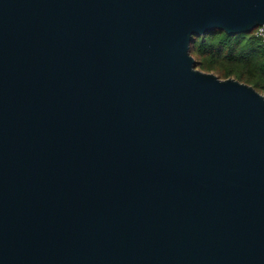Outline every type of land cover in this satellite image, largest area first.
<instances>
[{
    "label": "water",
    "instance_id": "1",
    "mask_svg": "<svg viewBox=\"0 0 264 264\" xmlns=\"http://www.w3.org/2000/svg\"><path fill=\"white\" fill-rule=\"evenodd\" d=\"M264 0H0V264H264V97L196 68Z\"/></svg>",
    "mask_w": 264,
    "mask_h": 264
},
{
    "label": "trees",
    "instance_id": "2",
    "mask_svg": "<svg viewBox=\"0 0 264 264\" xmlns=\"http://www.w3.org/2000/svg\"><path fill=\"white\" fill-rule=\"evenodd\" d=\"M254 32L231 36L216 31L193 36L190 52L196 68L220 80L240 81L264 97V44Z\"/></svg>",
    "mask_w": 264,
    "mask_h": 264
},
{
    "label": "built area",
    "instance_id": "3",
    "mask_svg": "<svg viewBox=\"0 0 264 264\" xmlns=\"http://www.w3.org/2000/svg\"><path fill=\"white\" fill-rule=\"evenodd\" d=\"M254 31L255 36L261 39L262 43L264 44V24L255 28Z\"/></svg>",
    "mask_w": 264,
    "mask_h": 264
}]
</instances>
